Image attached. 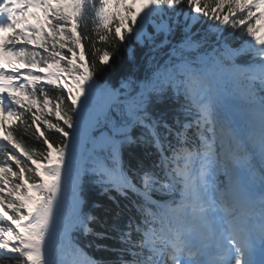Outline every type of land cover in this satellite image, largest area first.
<instances>
[{"label":"snow or ice","instance_id":"6c2138e0","mask_svg":"<svg viewBox=\"0 0 264 264\" xmlns=\"http://www.w3.org/2000/svg\"><path fill=\"white\" fill-rule=\"evenodd\" d=\"M0 156V264H264V0H0Z\"/></svg>","mask_w":264,"mask_h":264},{"label":"trees","instance_id":"16d2710c","mask_svg":"<svg viewBox=\"0 0 264 264\" xmlns=\"http://www.w3.org/2000/svg\"><path fill=\"white\" fill-rule=\"evenodd\" d=\"M200 25H196L193 28V31L196 30V28H199ZM199 38V37H197ZM176 39H179V33H177ZM213 39H215L213 37ZM98 47L101 45H97ZM236 46V45H234ZM133 47L136 48V66L134 67L133 65H131V63L128 60V55L126 53V51L121 48L116 56L114 57L115 63L113 65L112 68H105V69H101L100 71L97 72V78L100 80L101 83H105L107 82L108 84H110L113 87H119V82L122 78H124L125 76H127L130 72H134L135 74H137L140 77H143L144 75H146V71L144 70V57H143V53L144 50L141 49L138 45L133 44ZM50 95H56V93L50 92ZM19 135V134H18ZM50 138L53 140H56L57 142H59V136L56 134H52L49 133ZM25 141V143L29 146V147H37V148H42L41 145L35 143L34 141H31L28 139V137H22ZM143 149L138 148V147H132L129 149H126L124 152V160L125 163L130 164L132 166L136 165V157L138 156H142L143 154ZM0 159H3L2 156H0ZM92 178H86V183L84 185V198L86 201V207L85 210L86 211H91L93 212L94 215H96L97 217H99L100 221H103L106 217H107V221H108V226L106 228H101L100 224H94L93 227L96 229V231H108L110 233V235L115 236L116 233L115 232H111L110 229V225L113 223L112 220V215L114 213L111 212H106L105 209L108 208H115V205L112 203V201H110L108 199L107 195H101V190L98 186H96L95 184L91 183ZM111 195L116 196L115 192H112ZM117 199L121 200V207H123L125 204H128L129 201L127 200H123L120 197H117ZM93 203H99L102 205L101 208H92V204ZM134 211L132 213L129 212H125L121 222H120V226L123 227V223L124 221L127 220L129 215H134ZM77 240L79 245L84 249V251L94 257V258H104V259H110L113 258V254L110 252H104V251H97L95 249V244H107L109 246H117L116 241L114 240H97L94 236H83L80 234H77ZM92 244V247H89V244ZM13 264H15V262H13Z\"/></svg>","mask_w":264,"mask_h":264}]
</instances>
